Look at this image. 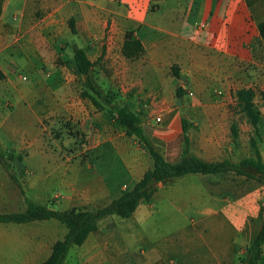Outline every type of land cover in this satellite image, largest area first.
I'll return each instance as SVG.
<instances>
[{"label": "crops", "instance_id": "obj_1", "mask_svg": "<svg viewBox=\"0 0 264 264\" xmlns=\"http://www.w3.org/2000/svg\"><path fill=\"white\" fill-rule=\"evenodd\" d=\"M49 1L64 2L62 7L81 35L104 33L106 16L111 15L113 35L120 41L114 43L115 49L121 50L125 34L132 32L144 48L148 81L161 84L182 77L198 78L203 81L195 87L197 99L209 98L215 91L224 95L233 91L243 80V66L255 60L254 51H264L256 27L264 20V0L252 6L245 0H187L188 9L181 5L185 0ZM151 4L156 7L150 11ZM0 31L6 32L2 27ZM5 41L1 46L8 45ZM171 68L180 75L174 78ZM222 99L215 98L213 103L197 100L190 105L177 99L175 106L160 107L158 124L146 121L144 133L163 159L173 163L184 146L183 119L196 128L189 133L190 152L208 162H239L248 157L247 149L244 153L242 149L229 152L226 138L234 119L233 109L226 107ZM40 101L39 92L30 94L9 81L0 85V139L8 141L29 133L35 118H39ZM73 105L69 104L72 113ZM11 108L18 110L20 118L6 124L3 118ZM193 141L200 144V152L193 149ZM104 145L120 156L118 136L112 131L97 134L86 149ZM260 154L264 161L261 149ZM130 158L129 177L134 185L152 162L150 158ZM10 163V171L25 197L57 209L53 202L57 189L52 158H13ZM16 167L23 169L19 175ZM0 173L10 180L1 165ZM194 175L157 183L150 200L140 202L129 218L109 216L102 220L74 251L76 264H239L264 220L263 184L234 173ZM103 194L107 197L103 205L118 196L114 189L104 190ZM145 208L151 210L149 214ZM23 209L24 202L17 211ZM65 232L55 220L0 223V264H39ZM68 259L67 254L64 264H69Z\"/></svg>", "mask_w": 264, "mask_h": 264}, {"label": "rangeland", "instance_id": "obj_2", "mask_svg": "<svg viewBox=\"0 0 264 264\" xmlns=\"http://www.w3.org/2000/svg\"><path fill=\"white\" fill-rule=\"evenodd\" d=\"M63 5V1L3 0L0 10V29L6 30L5 33L0 31V85L9 81L30 94L35 91L41 96L40 115L35 118L30 132L24 137H10L8 141L0 139V146L6 156L13 150L15 156L21 153L22 158L54 160L51 166L56 167L57 196L53 202L57 209L95 210L106 202V195H102L104 190L114 189L119 195L132 187L134 179L129 177L130 156L143 161L149 156L144 148L142 151L137 149L139 146L135 139L127 136L116 123L115 112L126 107L140 115L143 127L148 119L158 124L156 119L160 107H171L177 103L176 87L182 91L179 99L182 104L190 105L197 100L213 103L215 98L224 97L222 101L226 107L233 109L234 117L229 123L226 138L227 148H231L229 152L234 154V150L239 152L242 149L244 153L246 148L250 156L253 154V140L263 152L264 159V139L261 138H264V51L259 48L254 51L255 60L243 66V80L233 91L230 89L225 95L215 91L209 98L198 96L197 99L195 87L198 81L203 80L182 77L180 81L150 83L144 74L143 46L140 55L132 59L123 55L122 48L115 49L114 43L120 41L113 35L114 19L111 15L106 16L104 33L89 36L76 31L72 34ZM181 5L188 9L187 0ZM155 7L156 4H151L149 10ZM140 37L143 39V35ZM4 41L8 45L3 47L1 43ZM82 45L93 62L90 77L100 93L99 98L95 97L98 107L80 96L85 84L83 76L75 69L73 53ZM176 74L180 75L178 70ZM172 76L175 78L174 74ZM23 77L25 80L21 79ZM240 89L251 91L253 108L260 116L259 137L254 134L249 118L237 104L236 92ZM201 94L198 91V95ZM70 103L74 104L73 113L69 109ZM9 111L3 119L6 124L15 123L20 113L13 108ZM110 131L118 136L120 156L107 145L86 149L97 134ZM193 149L201 151L198 141H193ZM20 171L23 169L15 168L18 175ZM22 207L18 187L0 173V212L17 211ZM150 211L145 208V213ZM76 248L71 246L68 251L69 264L78 261L74 256ZM263 252L264 249L262 259L256 264H264Z\"/></svg>", "mask_w": 264, "mask_h": 264}, {"label": "trees", "instance_id": "obj_3", "mask_svg": "<svg viewBox=\"0 0 264 264\" xmlns=\"http://www.w3.org/2000/svg\"><path fill=\"white\" fill-rule=\"evenodd\" d=\"M248 6H252L258 0H245ZM3 0H0V10ZM68 27L72 34L76 33L74 19H68ZM261 43L264 46V20L256 25ZM139 39L135 38L132 32L124 36L122 52L126 58H136L142 52ZM103 54V51L101 55ZM101 57V56H100ZM73 63L76 71L83 76L85 90L80 93L81 98L87 99L95 107L99 104L95 97L99 98L100 93L95 88L90 74L93 62L88 58L82 48H78L73 53ZM175 77V68H171ZM92 94V95H91ZM176 99L182 97L179 87L174 91ZM237 104L241 107L245 115L249 118L254 134L259 137L258 123L260 116L253 108L251 102V91L240 89L236 92ZM116 123L124 130L125 134L135 139L143 147L152 162L142 177L126 191H121L119 195L108 204L95 210L80 209H53L44 204L35 203L24 196V191L16 181L15 176L10 171L13 158L20 160L22 154L15 156L12 150L8 156L2 151L0 146V165L7 173L10 180L18 187L23 196L24 209L17 212H0L1 224H23L33 221L55 220L64 226L66 232L64 236L55 241L51 246L50 255L39 264H64L66 256L71 246H80L87 239L89 234L97 230L98 224L109 216H117L125 219L129 218L137 209L140 202H148L159 182H170L188 174L212 175L218 173H234L264 184V161L259 149L252 140L253 154L243 158L239 162L222 160L217 162L205 161L189 150V133L196 128L191 123L181 120L184 146L179 159L169 163L163 159L160 153L154 148L151 141L144 133L142 120L138 113L129 111L126 107L119 108L115 112ZM232 134L235 132L232 130ZM15 156V157H14ZM264 244V220L257 233L254 235L248 246L245 248L239 264H256L262 259V245Z\"/></svg>", "mask_w": 264, "mask_h": 264}, {"label": "built area", "instance_id": "obj_4", "mask_svg": "<svg viewBox=\"0 0 264 264\" xmlns=\"http://www.w3.org/2000/svg\"><path fill=\"white\" fill-rule=\"evenodd\" d=\"M22 79H23V80H25V77H23ZM156 120H157V121H159L160 119H159V118H157Z\"/></svg>", "mask_w": 264, "mask_h": 264}]
</instances>
